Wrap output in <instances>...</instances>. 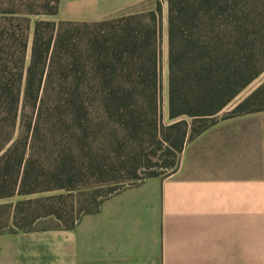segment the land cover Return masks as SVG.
<instances>
[{
	"label": "trees",
	"instance_id": "obj_1",
	"mask_svg": "<svg viewBox=\"0 0 264 264\" xmlns=\"http://www.w3.org/2000/svg\"><path fill=\"white\" fill-rule=\"evenodd\" d=\"M166 3L168 131L187 118L212 121L256 76L264 31L255 11H264V0ZM32 4L13 2L25 9L0 13V200H10L0 206V233L33 230L48 217L69 229L96 212L124 189L106 162L107 150L115 153V115L135 134L143 114L135 108L156 107L159 7L121 16L115 25V17L55 21L58 0H44L49 18L32 19L28 46L30 16L39 14ZM256 92L233 113L244 111ZM207 127L190 133L185 127L176 143H167L170 162L145 165L143 173L134 167L127 176L160 177L156 166L173 173L186 142Z\"/></svg>",
	"mask_w": 264,
	"mask_h": 264
},
{
	"label": "crops",
	"instance_id": "obj_2",
	"mask_svg": "<svg viewBox=\"0 0 264 264\" xmlns=\"http://www.w3.org/2000/svg\"><path fill=\"white\" fill-rule=\"evenodd\" d=\"M145 1L58 0L53 19L95 22ZM226 107L168 176L120 190L72 228L1 232L0 264H264V110Z\"/></svg>",
	"mask_w": 264,
	"mask_h": 264
},
{
	"label": "rangeland",
	"instance_id": "obj_3",
	"mask_svg": "<svg viewBox=\"0 0 264 264\" xmlns=\"http://www.w3.org/2000/svg\"><path fill=\"white\" fill-rule=\"evenodd\" d=\"M29 3L32 2V11L39 14H33L30 16L29 29H27V41L28 46L31 41V30L33 26V20L36 18L48 19L49 16L43 14V1L44 0H0V13L5 10L13 11V9L19 8L22 11L24 6L16 7L11 6V3L15 2ZM137 6V7H136ZM135 7L145 10L141 13L146 15L152 13L155 8H160V14L156 21V72H155V109L144 104L138 106L135 110H142V124L137 129L135 134L130 133L129 130L123 128L120 124V114L115 115V153L111 150H107L106 162L108 166H114L115 181H121V188L129 187L131 184H138L140 180H133L127 175L132 173V169L136 167L140 173H143L145 165H152L155 167L158 163H168L171 158L168 154L167 143H176V139L180 135V132L186 127L187 131L193 132L201 125L208 124V121H201L197 119L187 118V124H179L172 130H164L167 126L169 119H167V76H168V62H167V3L166 0H149L144 3H139ZM262 17L261 27L264 31V11H255ZM135 14V13H133ZM126 16V15H123ZM122 16V17H123ZM121 16H115V25L119 24L118 19ZM148 18V16H147ZM150 22V20H149ZM259 44V43H258ZM260 65L256 76L236 95V99L232 100L227 105L226 111L220 115L225 116L233 113L236 109V105L244 100L246 97L251 95L254 91L255 96L249 99L244 105L245 110H264V56L258 59ZM115 74L119 73V64H115ZM262 87V89H261ZM258 89V90H257ZM239 100V101H238ZM238 101V102H237ZM219 117L216 115L212 119ZM154 123L156 137L152 136L154 132ZM162 131V132H161ZM161 132V133H160ZM161 157L162 160H161ZM180 159L181 155L178 156ZM180 161V160H179ZM156 171L160 174V177H166V174H171L170 169L165 170L156 166ZM149 171V170H147ZM127 178V179H125ZM6 203H10V200H0V206ZM2 210V209H1ZM5 215H3L4 219ZM58 221L51 217L42 218L33 223V228H44L49 226H57ZM1 225L4 226L3 230H9L10 224L5 223L2 220Z\"/></svg>",
	"mask_w": 264,
	"mask_h": 264
}]
</instances>
